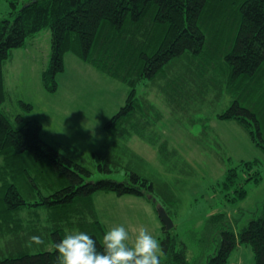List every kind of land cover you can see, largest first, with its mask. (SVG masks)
I'll return each mask as SVG.
<instances>
[{
  "label": "trees",
  "instance_id": "trees-1",
  "mask_svg": "<svg viewBox=\"0 0 264 264\" xmlns=\"http://www.w3.org/2000/svg\"><path fill=\"white\" fill-rule=\"evenodd\" d=\"M8 1L11 7L0 18V104L2 63L46 27L50 56L40 75L46 91L56 90L66 52L128 90L103 124V147L92 151L91 165L81 152L67 155L64 146L45 141L38 119L17 116L14 127L0 111V240L7 252L0 251V264H188L186 245L162 221L161 256L146 259L128 246L115 248L93 197L140 196L172 217L158 196H172L162 174L190 164L167 138L158 141L163 113L140 90L154 91L171 113L192 111L206 83L197 71L212 64L234 98L217 118L235 120L264 148V0ZM132 136L155 147L164 173L127 144ZM255 161H240L225 172L222 184L237 191L235 198L246 196L243 184L250 178H261ZM205 230L214 241L206 264H227L238 243L250 246L254 264H264V199L238 231L225 213L211 215Z\"/></svg>",
  "mask_w": 264,
  "mask_h": 264
},
{
  "label": "rangeland",
  "instance_id": "rangeland-1",
  "mask_svg": "<svg viewBox=\"0 0 264 264\" xmlns=\"http://www.w3.org/2000/svg\"><path fill=\"white\" fill-rule=\"evenodd\" d=\"M10 7L8 0H0V18ZM49 56L50 30L47 27L28 36L24 46L10 51L2 63L5 97L0 111L10 118L14 127L19 125L17 116L23 120L38 119L42 123L40 136L45 141L64 146L67 155H74L73 150L81 152L93 160L88 162L91 165L96 162L92 151L103 147V124L124 103L128 87L85 63L76 54L66 52L63 70L55 77L57 88L48 92L40 75ZM207 67L211 71H207ZM207 67L197 71L201 84L206 83L205 91L198 89L197 105L192 111L171 113L154 91L146 87L140 90L163 113L158 141L167 138L190 164L174 174H162L172 196L158 195L172 212L170 233L186 245L188 264H206L207 257L214 253L210 229L205 230L206 220L211 215L225 213L233 222L234 231H238L257 215V207L264 199V148L254 143L235 120L217 118V113L225 110L234 98L227 90L229 81L222 79V71L213 64ZM127 144L163 172L154 146L135 136ZM244 160H256L254 167L261 178L258 181L250 178L243 184L246 196L235 198L237 191L233 187L225 188L222 181L229 168ZM239 175L249 174L239 171ZM101 177L108 175L98 178ZM93 201L115 248L128 246L146 259L162 255L160 240L164 233L151 201L135 195L117 196L113 192H98ZM5 248L1 239L0 251L7 255ZM227 264H254L250 246L236 244L228 255Z\"/></svg>",
  "mask_w": 264,
  "mask_h": 264
},
{
  "label": "water",
  "instance_id": "water-1",
  "mask_svg": "<svg viewBox=\"0 0 264 264\" xmlns=\"http://www.w3.org/2000/svg\"><path fill=\"white\" fill-rule=\"evenodd\" d=\"M153 201H155V199H153ZM156 208L159 219L163 222L166 229H170L173 225L171 217L160 204H157Z\"/></svg>",
  "mask_w": 264,
  "mask_h": 264
}]
</instances>
